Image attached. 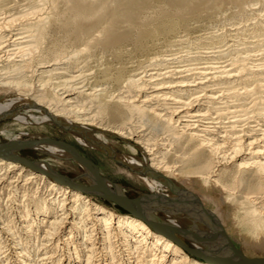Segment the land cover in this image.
I'll return each instance as SVG.
<instances>
[{"label": "bare ground", "instance_id": "6f19581e", "mask_svg": "<svg viewBox=\"0 0 264 264\" xmlns=\"http://www.w3.org/2000/svg\"><path fill=\"white\" fill-rule=\"evenodd\" d=\"M51 1L46 17L21 27L16 18L0 17V93H15L8 103L14 109L8 114L2 106L0 119L10 116L25 125L33 115L18 107L40 111L42 125H61L78 144L153 179L158 194L154 200L144 193L129 198L76 145L46 134L24 138L22 132L0 143V264L234 261L236 249L242 250L226 233L225 210L232 205L234 223L249 227L264 245V130L260 137L251 136L256 129L239 134L236 124L221 130L194 107L202 100L204 76H230V71L177 64L182 59L175 65V53L160 48V40L171 42L191 17L204 19L205 1L224 0ZM42 48L44 58H32ZM98 133L128 142L143 157L116 152ZM28 148L57 165H81L89 185L62 175L46 160L19 154ZM210 188L216 195L206 193ZM206 200L215 207L206 208ZM154 209L169 218L156 216ZM28 245L39 248L29 251Z\"/></svg>", "mask_w": 264, "mask_h": 264}, {"label": "rangeland", "instance_id": "374dc122", "mask_svg": "<svg viewBox=\"0 0 264 264\" xmlns=\"http://www.w3.org/2000/svg\"><path fill=\"white\" fill-rule=\"evenodd\" d=\"M216 7H220L217 12ZM51 8V0H46L45 2L42 0H0V17L16 18L18 26L20 24L26 25L34 22L39 17H46L51 12ZM187 23L188 28L182 29L177 33V36L170 39L171 42H165L164 39L160 40V48L162 50L168 49L175 53L174 57L177 59L174 64L176 65L177 62L181 61L179 59H182L177 64H182V66L185 64V67L186 65L187 67H199L202 65L200 67H204L206 72L220 71L224 68L230 71V76H227V73H217L218 75L215 78H211L214 75L213 73L204 76V90H201L203 93L200 92L204 97L202 96V100L194 108L206 111L207 116L205 117L219 122L217 124L221 126L220 129L223 131L227 130L231 124H236L239 126L237 128L239 134H247L245 133L246 131L256 129V133L251 132L250 134L251 136L255 134L260 137L264 130V0H249L245 6L237 5L235 0H224L220 5L213 1H205L204 19L191 17ZM41 52L39 53V50H36L32 54V58L38 59L40 57L39 54H42L43 59L45 50L42 48ZM83 64L80 63V67L84 66ZM174 64L170 63L169 65L175 66ZM13 94H15L14 91L0 93V110L4 108L3 111L9 114L14 109L8 104L11 102L10 99ZM2 106L5 107L2 108ZM18 108L19 113L30 114L33 117H29L30 122L25 125L10 116L1 118L0 143L15 139V136L22 132H26L24 138H29L30 136L37 138L39 134L50 135L49 137L51 138L61 140L70 145H76L85 157L99 166L101 176L116 184H121L124 193L129 198L143 196L147 199L152 194L151 200L155 199L153 198L154 194H158V192L157 189L154 190L153 186H151L153 179L146 181L129 167L97 148L78 144L69 131L61 125H42L43 121L42 117H40V111L29 110L21 106ZM97 136L100 140L110 144L118 153L143 157L140 150L136 149L134 152L132 150L133 146L122 139L103 133H98ZM19 154L31 161L46 160V162L55 165L62 175L73 179L79 184L89 185L87 180L82 178V173L84 172L82 166L75 162L57 165L48 156L32 148L19 151ZM140 193L144 194L141 195ZM206 193L216 195V191L212 188ZM7 197L8 194L5 193L3 205L7 203ZM155 197L157 198L158 195ZM93 198L109 208H118L121 211L128 212L114 202L97 198V196ZM204 204L206 208L215 207L207 200ZM232 207L233 205L227 206L225 210V215H228L226 233L233 239L236 246L248 256L263 257L264 245L253 239L252 236L254 234L251 233L249 227H239L234 223L237 213L234 215ZM2 212L6 213V211ZM154 214L166 218H169L170 215L158 209H154ZM238 214H241L240 210H238ZM179 238L188 246H193L186 237L179 235ZM24 242L26 243L27 240H24ZM37 247L35 245V247L30 246L28 248L29 251H33V249L38 250L39 247Z\"/></svg>", "mask_w": 264, "mask_h": 264}, {"label": "water", "instance_id": "95a60500", "mask_svg": "<svg viewBox=\"0 0 264 264\" xmlns=\"http://www.w3.org/2000/svg\"><path fill=\"white\" fill-rule=\"evenodd\" d=\"M128 202H131L130 200ZM130 204V203H129ZM227 239L229 238L225 235ZM237 258L234 261L219 259L218 263L220 264H264V256L263 257H250L244 254L242 251L237 250Z\"/></svg>", "mask_w": 264, "mask_h": 264}]
</instances>
